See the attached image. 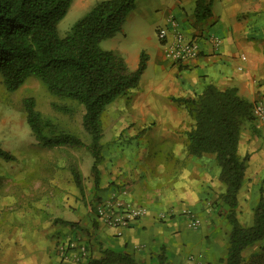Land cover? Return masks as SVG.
Instances as JSON below:
<instances>
[{
    "label": "crops",
    "instance_id": "obj_1",
    "mask_svg": "<svg viewBox=\"0 0 264 264\" xmlns=\"http://www.w3.org/2000/svg\"><path fill=\"white\" fill-rule=\"evenodd\" d=\"M194 4L195 0H136L128 17H153L158 26L172 15L186 37L199 40L200 55L181 67L166 61L160 46L144 53L146 68L136 88L100 116L98 184L94 185L88 156L80 166L79 185H65L67 197L65 186L57 182L45 188L47 193L39 192L36 198L45 196V210L54 214L55 222L40 218L3 229L0 264H60L56 243L63 235L79 238L92 259L101 249H110L130 255L137 264H159L161 254L170 264H225L231 232L221 201L225 186L214 154L189 153L187 135L194 122L184 105L173 99L193 98L213 86L220 91L234 88L253 105L264 103V0H212L210 16L200 23L192 17ZM207 35L220 39L217 49L202 37ZM134 61L133 70L139 55ZM237 154L246 161L235 217L247 227L259 199H264V124L254 119L241 126ZM122 190L124 200L144 206L146 215L127 229L107 228L97 221L95 206ZM186 210L200 218L198 229L186 228L181 216ZM165 213L170 215L158 220ZM58 220L74 227L57 224Z\"/></svg>",
    "mask_w": 264,
    "mask_h": 264
},
{
    "label": "trees",
    "instance_id": "obj_2",
    "mask_svg": "<svg viewBox=\"0 0 264 264\" xmlns=\"http://www.w3.org/2000/svg\"><path fill=\"white\" fill-rule=\"evenodd\" d=\"M72 1L0 0V79L5 91L13 93L28 78H34L54 98L83 107L82 125L91 140L87 146L78 137L57 131L49 120H44L35 110L33 98L22 102L26 123L41 145L86 147L93 159L91 173L96 186L101 161L100 116L114 100L136 88L146 68L147 56L141 52L136 69L130 71L118 53L100 47L102 41L121 30L136 0L98 1L60 38L56 28ZM211 2L195 0L192 17L196 23L210 16ZM173 100L184 105L194 122L187 135L189 153L215 155L219 180L225 186L221 201L231 226L225 264H241L242 251L264 239L262 197L254 208L250 226L240 225L235 217L246 161L237 154L238 138L241 126L254 120L253 104L238 96L234 88L220 91L213 86H207L193 98ZM0 158L14 159L1 148ZM74 180L79 185L77 175ZM57 224L74 227L62 220ZM99 254L96 259L88 257L86 264H137L130 255L110 249H101ZM158 260L159 264H170L163 254Z\"/></svg>",
    "mask_w": 264,
    "mask_h": 264
},
{
    "label": "rangeland",
    "instance_id": "obj_3",
    "mask_svg": "<svg viewBox=\"0 0 264 264\" xmlns=\"http://www.w3.org/2000/svg\"><path fill=\"white\" fill-rule=\"evenodd\" d=\"M98 1L101 0H73L66 15L57 25L58 37L66 36L74 24ZM127 17L122 29L112 38L102 41L100 47L118 53L128 69L133 71L134 60L138 55L141 52L146 53L153 45L159 46V41L153 17L147 16L145 19ZM29 97L35 101V110L44 120H49L57 131H65L78 137L85 146L91 143L90 136L82 125L84 109L81 105L54 98L34 78H28L13 93L5 91L0 79V148L14 158L11 161L0 158V235L3 229L10 225L27 226L40 218L45 221L49 218L50 222H55L56 219H52L54 214L45 210L46 206L43 204L45 196L41 195L40 198L36 196L39 192L42 194L46 192L45 188L53 185V182H57L58 186H65L75 181V175L80 180L82 178L80 166H84L88 156L91 157L83 146L41 145L26 123L22 102ZM58 188V191H62L60 187ZM63 192L67 197L69 193L67 186L63 188ZM63 205H66L65 201ZM70 237L63 235L59 241ZM241 254H243L241 264H264V239L249 246Z\"/></svg>",
    "mask_w": 264,
    "mask_h": 264
},
{
    "label": "built area",
    "instance_id": "obj_4",
    "mask_svg": "<svg viewBox=\"0 0 264 264\" xmlns=\"http://www.w3.org/2000/svg\"><path fill=\"white\" fill-rule=\"evenodd\" d=\"M156 36L162 55L166 61L175 66H188L198 58L201 53L200 42L196 37H186L178 29L176 20L172 15L165 18V24L156 27ZM214 49L220 44V39L214 35L202 36ZM245 58L241 56V60ZM241 70V68H238ZM253 118L264 124V103L255 102L252 108ZM125 191L118 195L112 194L100 200L95 206V215L99 223L107 228L127 229L132 223L140 220L146 215V208L124 200ZM168 213L160 214L158 220L164 221ZM181 216L188 229L196 230L201 224V220L192 211L181 212ZM56 253L60 264H86L89 254L86 244L79 242V238L72 237L67 240L57 241ZM79 262V263H78ZM76 264V263H75Z\"/></svg>",
    "mask_w": 264,
    "mask_h": 264
}]
</instances>
